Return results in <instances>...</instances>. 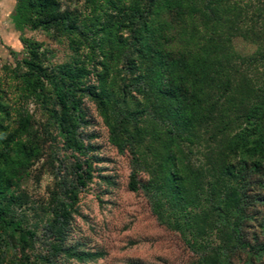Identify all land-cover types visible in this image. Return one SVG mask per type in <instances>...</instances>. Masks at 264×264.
<instances>
[{"label":"rangeland","instance_id":"374dc122","mask_svg":"<svg viewBox=\"0 0 264 264\" xmlns=\"http://www.w3.org/2000/svg\"><path fill=\"white\" fill-rule=\"evenodd\" d=\"M146 1L0 0V213L35 233L30 240L0 224V264H50L55 243L54 264H264V250L255 251L264 245L262 188L253 189L262 205L250 207L257 221L245 223L244 243L234 236L237 213L224 221L204 199L192 210L194 226L187 231L151 212V154L172 147L184 161L188 156L205 164L203 155L220 135L213 122L199 128L189 153L176 137L154 139L148 147L147 135L127 132L145 128L151 118L153 98L140 83L151 63L134 41ZM230 3L235 8L223 21L236 30L211 43L238 63L263 58L264 0ZM193 20L200 24L198 16ZM156 21L163 48L176 58L187 49V14L162 11ZM248 76L264 86L261 62ZM57 79L75 111L58 102L49 82ZM250 104L228 112L230 119L244 125ZM78 173L85 174L83 186ZM51 225L59 230L56 239Z\"/></svg>","mask_w":264,"mask_h":264},{"label":"trees","instance_id":"16d2710c","mask_svg":"<svg viewBox=\"0 0 264 264\" xmlns=\"http://www.w3.org/2000/svg\"><path fill=\"white\" fill-rule=\"evenodd\" d=\"M230 2L146 1L147 11L145 17L138 20L134 41L141 47L142 59L151 63L149 73L140 78L143 92L153 98L148 110L151 118L145 128L131 132L127 129V132L131 137L134 131L141 136L147 135L152 139L148 147L154 139L163 137L167 143L176 137L187 144L190 153L198 129L213 122L212 127L220 136L213 141V150L203 155L205 164L196 165L188 156L184 161L181 150L172 147L167 153L155 151L151 154L153 163L148 165L154 166L156 173L146 182L153 193L151 212L160 222L172 218L173 226L187 231L194 226L190 217L192 210L204 199V202H209L208 210L224 221L237 213L234 236L244 243L245 223L253 218L257 221V217H252L250 207L262 205L260 198L253 195V189H264V86L256 85L257 77L248 76L250 71H256L258 62H261L264 74V53L261 52L263 58L248 57L238 63L233 53L223 52L211 43L225 32L236 30L232 25L226 28L223 21V16L235 8ZM176 10L187 14V49L185 47L175 58L172 51L163 48L161 38L164 35L156 19L162 11ZM196 16L200 24L193 20ZM251 28L254 27H250V31ZM40 78L35 75L33 79L41 86ZM57 81L49 82L62 109L75 111V103H67L70 93L64 90V81L60 84ZM170 84L173 87L169 89ZM249 100L251 104L249 112L244 115V125L233 119L234 123L228 112L239 110ZM153 102L155 106H152ZM153 124L155 128L146 129ZM139 160L141 163L138 165L144 166V160ZM84 178V173H78L77 184L83 186ZM0 224L15 228L30 240L35 237L34 232L22 229L20 222L8 221L2 213ZM259 227L264 232V219L260 220ZM49 231V235L56 239L59 233L56 225H51ZM50 248L49 263L54 264L56 243ZM262 250V244L255 248L259 253ZM21 251V256L26 259L24 249Z\"/></svg>","mask_w":264,"mask_h":264}]
</instances>
